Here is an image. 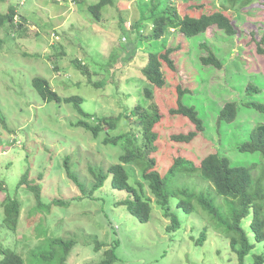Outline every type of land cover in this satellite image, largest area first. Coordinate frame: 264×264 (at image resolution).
Masks as SVG:
<instances>
[{"label":"rangeland","instance_id":"374dc122","mask_svg":"<svg viewBox=\"0 0 264 264\" xmlns=\"http://www.w3.org/2000/svg\"><path fill=\"white\" fill-rule=\"evenodd\" d=\"M99 2L6 0L0 8L6 14L14 7L17 15L15 26L0 27V261L3 249H11L26 264H41L42 250L37 249L42 244L70 239L76 244L68 264H100L109 250L116 257L113 264H240L216 222L200 210L186 213L179 209L178 199L171 201V211L179 215L181 227L168 232L172 219L165 216L142 176L145 159L125 167L130 183L150 201L148 223L129 213L123 204L129 193L115 190L110 175L101 189L92 191L96 176L107 175L109 168L119 163L126 145L123 141L118 146L106 144L104 140L138 135L137 122L129 120V115L139 104L159 109L161 120L154 129L158 150L150 158L156 160L155 169L160 174H167L178 158L199 166L201 159L212 153L251 164L248 160H254L255 155L239 152L238 145L248 141L250 130L264 123V112L248 106L264 105V56L256 52L264 36V9H257L251 21L243 15L238 21L233 19L230 9L229 18L239 30L237 38L222 32L213 35L210 30L205 35L185 37L190 50L183 53L184 58H173L179 71H172L165 63L167 88H152L153 100L147 101L144 89L151 85L142 70L149 52H159L170 43L172 33L159 41L144 40L152 29L148 8L144 12L150 0H114L96 20L90 7ZM171 2L181 16L195 6L206 14L223 8V0ZM257 13L261 15L255 16ZM210 52L223 63L222 70L201 64V57ZM84 69L86 72L81 71ZM36 78L46 79L63 101H44L34 88ZM182 84L192 92L184 104L196 109L205 126L204 133L187 143L173 140V136L196 130L189 119L171 112L178 108V87ZM250 86L253 91L248 90ZM71 97L83 99L81 108L90 114L93 125L101 118L119 117L117 128L105 129L95 138L77 125L83 117L73 103L65 101ZM230 101L237 103L238 116L219 126L220 110ZM136 143L142 144L140 136ZM66 161L84 186H77L68 177ZM261 168L264 164L254 175L259 176ZM27 171L26 183L39 188V199L28 184H21ZM169 183L198 193L208 190V183L196 172ZM208 191L219 208L230 212L225 198ZM6 198L21 203L15 229L3 222ZM243 222L256 245L245 263L253 264V255L264 254V245L251 233L250 218ZM203 233L206 239L200 244ZM48 250L55 248L49 244Z\"/></svg>","mask_w":264,"mask_h":264},{"label":"trees","instance_id":"16d2710c","mask_svg":"<svg viewBox=\"0 0 264 264\" xmlns=\"http://www.w3.org/2000/svg\"><path fill=\"white\" fill-rule=\"evenodd\" d=\"M5 1L0 0V8ZM113 1L100 0L98 4L90 7V11L94 14L96 20L101 19V11L108 3L112 4ZM147 8L149 11L147 21L150 22L152 29L151 33L144 40L154 42L165 38L167 34L169 36L172 33L171 35L173 36L172 41L167 43L159 52H149L147 64L142 70L144 78L152 86L144 89L146 100L151 101L153 100L152 88H167L165 63L172 71H179L173 58L176 56H181V58L186 57L187 50H190V43L185 40V37L205 35L210 30L211 33H214L213 35L222 32L227 36L237 38L239 30L235 26L234 21L229 18L230 9L234 15L233 19L238 21L239 15H243L244 19L251 21L252 14L259 11L257 9H264V0H223V8H218L211 14L202 13L201 7L195 6L191 8V13L183 16L178 13L176 6L171 0H150L149 4L145 5L144 12ZM258 15L261 14H255V16ZM16 16L14 7L9 8L6 14H2L0 11V27L15 26ZM141 32L139 30V33ZM201 46L206 45L202 44ZM256 52L264 56V36L257 43ZM200 61L204 66L213 67L218 70L223 69V63L213 52L201 57ZM82 65L81 62H77V66L81 69H83ZM81 71L86 72L85 69ZM33 85L44 101L58 103L63 101L52 90L50 83L46 79L36 78L33 81ZM99 86V84H96V87ZM253 89L252 86L248 87L249 91H253ZM178 93V108L171 112L173 115H181L189 119L196 130L188 134L173 136V140L187 143L194 140L199 134L204 133V120L199 116L194 107L184 104V98L186 95L192 93L191 90L182 84L178 87ZM65 101L73 103L83 117L77 125L91 132L95 138H98L105 129L115 130L117 128L119 117L116 119L101 118L96 125H93L90 122V114L81 108L82 98L71 97L65 99ZM248 106L264 112V105L248 104ZM238 112L237 103L228 102L220 110L218 125L221 126L224 123L228 124L235 121ZM129 120L137 122V133L141 137L142 144L138 145L136 143L139 136L134 133H130L129 135L122 134L112 139L107 136L108 138L104 140L106 144L112 143L118 146L123 141L126 142V145L124 146L122 155L119 157V163L112 165L107 175L100 173L96 176V183L93 186L92 193L97 189H101L110 175L112 177V187L115 190L129 193V200L123 202L127 206L129 213L137 218L139 222L148 223L152 213L150 201L145 199L141 189L139 191L130 183V174L125 167V165L145 159L147 166L142 176L148 183L152 194L157 198L158 205L165 212V216L172 219L173 226L168 229V232L177 231L181 227L179 215L171 211V201L178 199V208L184 209L186 213H192L197 209L200 210V214L204 213L210 216L216 222L215 224L221 233L229 239L231 251L238 257L240 264H246V257L253 253L256 245L252 243L243 221L250 218L249 228L251 233L259 244L264 245V168H261L259 176L254 175V172L259 170V167L264 164V123L250 130L248 132V141L238 145L239 152L255 155L254 160H248L252 161L251 164H246L244 160L242 162H233L231 159L220 156L218 153H212L202 158L199 166H196L186 158H178L167 174L162 175L155 169L156 160L150 158L158 150L155 145L158 135L154 131L156 125L161 120L158 107L153 106L152 110H149L139 104L135 107L132 114L129 115ZM65 166L68 177L77 186H84L79 177L71 171L67 161ZM195 172L200 173L202 179L208 183V190L212 189L216 196L225 198L223 201L226 203V208L229 205L231 206L230 212H224L222 207L219 208L215 203L216 198L210 195L209 193L211 192L208 190H202L198 193L188 186L181 188L175 186V184L172 186L169 183V180L176 181L179 176ZM28 175L29 171L25 174L21 182L22 185L28 184L26 183ZM28 187L35 194L36 198L39 199L41 196L39 188L30 184H28ZM140 187L142 188L141 185ZM1 189H3L2 182H0ZM57 203L61 202L54 201V204ZM3 205L5 207L3 222L10 228H17L22 208L21 203L17 200L6 198ZM205 239V234L203 233L199 243L202 244ZM49 244L55 250L49 252ZM75 244L70 239L69 241H64L63 239L49 240L47 243L42 244L37 249L42 250L41 264H68V259L72 254ZM2 255L3 258L0 264H26L24 259L11 249H3ZM253 256V264H264V254H254ZM115 258L112 250H109L106 252L105 260L100 264H113Z\"/></svg>","mask_w":264,"mask_h":264},{"label":"clouds","instance_id":"9594fccd","mask_svg":"<svg viewBox=\"0 0 264 264\" xmlns=\"http://www.w3.org/2000/svg\"><path fill=\"white\" fill-rule=\"evenodd\" d=\"M75 3H76V0H75Z\"/></svg>","mask_w":264,"mask_h":264}]
</instances>
